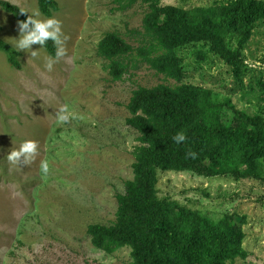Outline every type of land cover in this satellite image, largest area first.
<instances>
[{"label":"rangeland","instance_id":"1","mask_svg":"<svg viewBox=\"0 0 264 264\" xmlns=\"http://www.w3.org/2000/svg\"><path fill=\"white\" fill-rule=\"evenodd\" d=\"M41 13L38 0H6ZM66 55L51 72L39 58L21 51L22 69L0 50V264H128V246L107 253L93 245L91 224L116 219L117 195L133 177L139 133L128 125L127 105L139 86L179 84L144 62L133 60L114 80L108 61L97 53L100 40L118 31L138 46L148 6L137 2L118 10L114 0H57ZM185 8L223 0H158ZM31 14V13H30ZM42 17H47L41 13ZM18 20L0 5V38H18ZM11 45L10 43H8ZM12 46V45H11ZM232 49L237 38L230 39ZM39 45H33L38 49ZM185 83L211 88L250 114L264 115V20L255 24L242 48L244 63L228 65L205 42L178 50ZM69 119L58 122L59 110ZM233 110L223 120L230 124ZM25 140L38 144L28 165H13L7 154ZM47 161V174L40 164ZM159 196L200 210L214 220L233 213L243 218V246L249 255L237 264H264V180L204 177L194 172L160 171Z\"/></svg>","mask_w":264,"mask_h":264},{"label":"trees","instance_id":"2","mask_svg":"<svg viewBox=\"0 0 264 264\" xmlns=\"http://www.w3.org/2000/svg\"><path fill=\"white\" fill-rule=\"evenodd\" d=\"M137 2L148 6L142 30L133 29L139 45L118 31L108 32L98 44V55L108 61L114 80L128 72L130 63L144 62L179 84L139 86L127 105V123L138 133L133 177L117 195L118 210L111 224H91L92 243L107 253L130 247L128 264H237L249 253L243 246L242 224L231 213L214 220L200 210L159 196L160 171L194 172L204 177L230 176L237 180H264V115L238 109L211 88L185 83L186 71L178 54L182 47L207 43L228 65L244 63L242 48L255 24L264 20V0H223L209 6L185 8L158 0H114L118 10ZM0 5L18 21L28 11L6 0ZM41 13L54 16L57 0H38ZM237 38L232 49L230 39ZM55 55L52 41L46 47ZM0 50L9 63L22 69L16 52L0 38ZM233 110L230 124L223 120ZM184 132L177 145L172 137ZM194 154V155H193Z\"/></svg>","mask_w":264,"mask_h":264},{"label":"clouds","instance_id":"3","mask_svg":"<svg viewBox=\"0 0 264 264\" xmlns=\"http://www.w3.org/2000/svg\"><path fill=\"white\" fill-rule=\"evenodd\" d=\"M21 14L29 13L20 10ZM27 19L18 22L19 36L8 41L12 49L16 52L30 53L33 58H39V49L45 48L48 41H52L55 47L54 56L44 57V66L47 71L51 72L56 63L66 55L65 41L66 37L62 31V23L55 16L42 17L38 11L30 12ZM33 45H39L38 49H33ZM69 119L68 109L63 107L58 113V122L63 123ZM173 142L177 145L183 143L187 137L184 132H179L172 137ZM38 152V144L33 140L23 141L18 148H13L8 154L7 159L13 165L30 164ZM194 155V154H193ZM48 162L42 161L40 170L42 174L48 172Z\"/></svg>","mask_w":264,"mask_h":264}]
</instances>
